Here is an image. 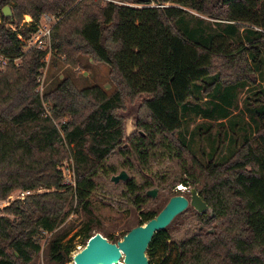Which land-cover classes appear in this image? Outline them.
Masks as SVG:
<instances>
[{
    "label": "trees",
    "instance_id": "1",
    "mask_svg": "<svg viewBox=\"0 0 264 264\" xmlns=\"http://www.w3.org/2000/svg\"><path fill=\"white\" fill-rule=\"evenodd\" d=\"M116 1L127 4L0 0V59L9 60L4 67L0 61V202L8 204L0 208V264H31L41 252L37 241L41 231L54 233L69 217L75 200L88 210L100 175L116 174L106 162L125 141L135 142L131 155L143 165L159 157L176 160L181 184L195 188L212 211L196 213L199 228L181 240L170 229L191 207L156 233L148 250L150 264H264L262 129L223 165L213 159L202 164L177 139L189 101L197 85L212 75L214 60L240 52L229 50L227 41L206 44L182 30L179 22L189 14L184 8L239 28L264 31V0ZM215 5H220V12L214 14ZM5 7L11 8L12 17L4 16ZM43 14L59 19L51 31L52 49L67 57L88 54L108 65L118 92L108 96L98 86L77 90L67 82L43 96L37 92L47 52L25 47ZM27 15L33 22L21 28ZM250 54L257 59L254 51ZM142 96H147L146 117L138 126L144 135L126 140L118 111L125 109L127 98ZM258 115L263 127L264 113ZM66 116L71 120L62 123ZM67 147L76 164V186L63 193L58 166ZM154 182L146 181L142 189ZM124 183L137 203H143L145 196L136 195L138 185ZM18 193L25 196L11 200ZM159 212L144 214L140 225ZM66 235H55L49 243L56 264L69 263L73 247L64 245ZM77 236L86 246L92 227ZM105 237L113 243L120 240L111 234Z\"/></svg>",
    "mask_w": 264,
    "mask_h": 264
},
{
    "label": "rangeland",
    "instance_id": "2",
    "mask_svg": "<svg viewBox=\"0 0 264 264\" xmlns=\"http://www.w3.org/2000/svg\"><path fill=\"white\" fill-rule=\"evenodd\" d=\"M219 7L220 5L214 6V14L220 12ZM184 9L189 14L182 18L179 25L195 40L206 44L213 39L218 42L227 41L229 50L240 51L233 58L214 60L212 75L204 83L197 85L194 98L189 101L183 130L177 137L187 152L192 153L202 164L213 159L215 163L223 165L231 161L237 149L246 141L252 140L259 133L258 130L262 129L264 132L258 115L264 113V31L252 27L239 28ZM31 19V16H25L20 27ZM253 46L255 50H251ZM28 49L26 46L25 51ZM251 51L257 55L256 60L252 58ZM66 82L77 90L98 86L108 96L114 95L120 88L112 68L98 62L91 55L72 53L67 57L52 49L46 57V66L38 77L37 92L43 96ZM144 97L147 96L127 98L125 109L118 111V116L124 122L126 140L128 129L133 131L131 138L144 135L138 126L139 121L146 117ZM70 118L66 116L61 121L65 123ZM134 143L125 141L122 148H119L121 150L108 158L106 165L116 169V174L107 178L100 175L97 192L91 196L88 210L79 207L75 200L69 217L54 233L41 231L37 235L41 252L31 264H56L49 255V243L55 235L67 233L63 243L73 247L68 258V264H72L73 256L85 247L83 237L75 235L82 233L88 225L92 227L93 235L100 233L105 237L111 234L121 240L124 233L140 225L144 214L159 212L173 196L184 195L190 198L188 191L180 189L183 187L179 181L181 169L176 160L159 157L151 160L148 165H143L131 155ZM75 170L73 152L67 147V155L58 166L65 185L61 190L63 193L75 189ZM122 171L130 181L138 185L136 195L145 196L143 203H137L136 196L130 193L127 184L122 181L114 184L111 181L113 176ZM152 179L155 181L153 187L144 191L142 185ZM151 190L158 191L154 199L147 196V192ZM24 196L25 194L18 193L11 200ZM7 205L0 202V208ZM196 213L198 214L190 208L171 226L172 236L176 240L194 234L199 228Z\"/></svg>",
    "mask_w": 264,
    "mask_h": 264
},
{
    "label": "water",
    "instance_id": "3",
    "mask_svg": "<svg viewBox=\"0 0 264 264\" xmlns=\"http://www.w3.org/2000/svg\"><path fill=\"white\" fill-rule=\"evenodd\" d=\"M3 14L6 17H12L11 8L5 7ZM132 134L133 131L128 129L127 136L130 137ZM128 180L129 177L124 171L111 178L114 184ZM182 186L183 190L189 192L190 198L184 195L173 196L157 216L144 225L131 229L117 243L110 242L100 233L94 234L86 246L73 256L72 264H150L147 252L156 233L169 227L179 215L190 207L199 214L208 211L212 214L209 206L195 188ZM157 193V190H151L147 192V196L154 199Z\"/></svg>",
    "mask_w": 264,
    "mask_h": 264
},
{
    "label": "built area",
    "instance_id": "4",
    "mask_svg": "<svg viewBox=\"0 0 264 264\" xmlns=\"http://www.w3.org/2000/svg\"><path fill=\"white\" fill-rule=\"evenodd\" d=\"M76 1L79 3L83 0H76ZM103 1L119 3L116 0H103ZM152 6H156V5H152ZM159 7H164V6L160 5ZM58 20H59L58 18L54 17L51 14H43L40 18V21L37 23V31L33 33L31 39L26 42L28 48L29 49L36 48L40 51L47 52V55H49L52 51L51 31L54 28V26L57 24ZM32 22L33 19H31V21L24 22V24H27L29 26ZM0 61L3 67L6 66L7 63L9 62V60L4 57H1Z\"/></svg>",
    "mask_w": 264,
    "mask_h": 264
},
{
    "label": "bare ground",
    "instance_id": "5",
    "mask_svg": "<svg viewBox=\"0 0 264 264\" xmlns=\"http://www.w3.org/2000/svg\"><path fill=\"white\" fill-rule=\"evenodd\" d=\"M180 189H184L183 187H180ZM121 264H123V263H121Z\"/></svg>",
    "mask_w": 264,
    "mask_h": 264
}]
</instances>
